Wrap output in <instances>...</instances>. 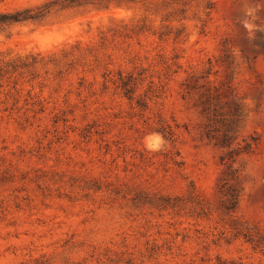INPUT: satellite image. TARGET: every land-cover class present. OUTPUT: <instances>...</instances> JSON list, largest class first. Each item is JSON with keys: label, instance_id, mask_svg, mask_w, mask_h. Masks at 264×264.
Listing matches in <instances>:
<instances>
[{"label": "rangeland", "instance_id": "1", "mask_svg": "<svg viewBox=\"0 0 264 264\" xmlns=\"http://www.w3.org/2000/svg\"><path fill=\"white\" fill-rule=\"evenodd\" d=\"M30 52L56 54L0 79V264H264V0H0V55Z\"/></svg>", "mask_w": 264, "mask_h": 264}, {"label": "trees", "instance_id": "2", "mask_svg": "<svg viewBox=\"0 0 264 264\" xmlns=\"http://www.w3.org/2000/svg\"><path fill=\"white\" fill-rule=\"evenodd\" d=\"M27 11L28 9L6 13L2 15L4 18L2 21L7 20L18 22L32 18V16L28 14ZM55 54L56 53L45 54L42 52H30L25 55H19L18 57L12 59H5L0 55V79H4L5 77L10 78L12 75L17 74L23 78H26V81L30 82L36 77V75H33L35 73L34 71L36 67L39 65H47L52 63V57Z\"/></svg>", "mask_w": 264, "mask_h": 264}, {"label": "clouds", "instance_id": "3", "mask_svg": "<svg viewBox=\"0 0 264 264\" xmlns=\"http://www.w3.org/2000/svg\"><path fill=\"white\" fill-rule=\"evenodd\" d=\"M244 27L249 31L250 39H254L252 35L254 30V25L248 22L244 23ZM167 141L160 133H153L145 138V147L150 152H159L165 149Z\"/></svg>", "mask_w": 264, "mask_h": 264}]
</instances>
